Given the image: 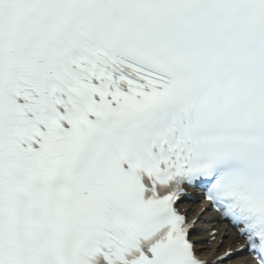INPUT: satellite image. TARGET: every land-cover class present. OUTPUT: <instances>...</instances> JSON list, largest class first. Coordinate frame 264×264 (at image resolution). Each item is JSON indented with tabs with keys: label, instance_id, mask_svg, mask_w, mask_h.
I'll use <instances>...</instances> for the list:
<instances>
[{
	"label": "snow or ice",
	"instance_id": "6c2138e0",
	"mask_svg": "<svg viewBox=\"0 0 264 264\" xmlns=\"http://www.w3.org/2000/svg\"><path fill=\"white\" fill-rule=\"evenodd\" d=\"M191 187L239 249L201 258ZM241 254L264 264V0H0V264Z\"/></svg>",
	"mask_w": 264,
	"mask_h": 264
},
{
	"label": "bare ground",
	"instance_id": "6f19581e",
	"mask_svg": "<svg viewBox=\"0 0 264 264\" xmlns=\"http://www.w3.org/2000/svg\"><path fill=\"white\" fill-rule=\"evenodd\" d=\"M181 208H184L189 216H190V220H192L196 215H197V211L200 208V205H195V204H183L180 206ZM220 230L222 231V233L227 236V239L224 241L223 245L221 246L219 244V239L222 237V234L218 237V239L209 244V243H205L208 242L211 238L210 232L211 231H206V232H199V235L197 236H193L192 239L197 241L198 245H197V249L199 251V254L202 258H207L208 260L213 259L214 256L217 253L222 252L226 247H228L229 245H232V241L236 238L235 236H229V232L224 231V227L220 228Z\"/></svg>",
	"mask_w": 264,
	"mask_h": 264
}]
</instances>
